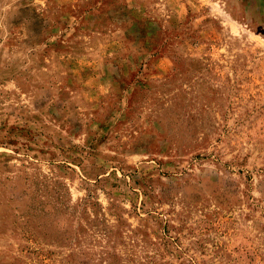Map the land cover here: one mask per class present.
Here are the masks:
<instances>
[{"label":"rangeland","instance_id":"1","mask_svg":"<svg viewBox=\"0 0 264 264\" xmlns=\"http://www.w3.org/2000/svg\"><path fill=\"white\" fill-rule=\"evenodd\" d=\"M0 264H264V0H0Z\"/></svg>","mask_w":264,"mask_h":264}]
</instances>
